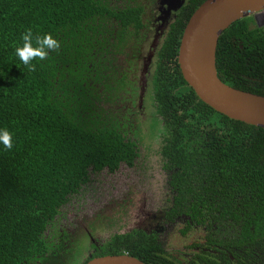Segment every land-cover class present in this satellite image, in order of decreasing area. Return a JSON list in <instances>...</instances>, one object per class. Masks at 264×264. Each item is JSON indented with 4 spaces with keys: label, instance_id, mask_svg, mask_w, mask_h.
Masks as SVG:
<instances>
[{
    "label": "trees",
    "instance_id": "trees-1",
    "mask_svg": "<svg viewBox=\"0 0 264 264\" xmlns=\"http://www.w3.org/2000/svg\"><path fill=\"white\" fill-rule=\"evenodd\" d=\"M205 1L187 0L176 12L151 58L148 100L162 124L159 154L171 190L164 215L205 227L200 245L207 250L199 260L190 251L197 245L190 227L180 253L192 258L190 264H217L210 247L224 246L215 240L221 235L231 238L233 245L224 248L241 262L256 252L252 248L264 251V129L217 112L184 79L182 36ZM145 15L143 0H0V129L13 133L11 150L0 144V264H86L121 254L146 264H178L158 236L144 230L84 251L78 233L59 224L92 174L134 167L139 158L136 132L123 121L121 106L131 96L135 101L141 70L128 73L119 64L145 45L143 31L151 26ZM27 29L50 33L61 44L47 59L33 61L34 72L15 55ZM216 61L225 84L264 96L263 28H250L249 18L233 23L220 37ZM249 222L258 236L245 250L250 243L238 225Z\"/></svg>",
    "mask_w": 264,
    "mask_h": 264
},
{
    "label": "rangeland",
    "instance_id": "rangeland-1",
    "mask_svg": "<svg viewBox=\"0 0 264 264\" xmlns=\"http://www.w3.org/2000/svg\"><path fill=\"white\" fill-rule=\"evenodd\" d=\"M186 2L187 0H184L183 3L180 2L181 5L171 6L167 0H143L147 12L146 20L151 23L150 28L144 29L142 35L145 38V45L141 49L145 56L143 63L146 60V64L152 57L150 46L157 45V49L160 47L167 28L176 18V12ZM145 64L143 73L139 75V84L144 92L147 91L146 102L151 93V86L147 87L150 75L147 76ZM142 106L143 109L136 108V118L133 117L137 129L134 137L138 142L140 154L135 166L123 165L116 173L104 170L92 174L91 182L71 198L59 217L62 227L78 233L82 243L84 239L86 244L84 247L80 244V247L85 248V251L91 243L105 244L113 236L123 235L135 229L168 236L165 243L171 253L177 254L182 246V238L171 235L162 221L171 199L168 173L162 167V157L159 154L162 124L159 117L156 118L155 106L151 105V102L148 103L149 108L145 104V113L143 103ZM87 255L88 253L84 252V257L81 258L85 259Z\"/></svg>",
    "mask_w": 264,
    "mask_h": 264
},
{
    "label": "water",
    "instance_id": "water-1",
    "mask_svg": "<svg viewBox=\"0 0 264 264\" xmlns=\"http://www.w3.org/2000/svg\"><path fill=\"white\" fill-rule=\"evenodd\" d=\"M180 2L184 0H167L171 6L181 5ZM263 11L264 0H206L189 19L178 56L184 79L204 103L233 120L262 129L264 96L225 84L218 76L216 54L224 31L233 23ZM86 264L146 263L129 254H121L92 258Z\"/></svg>",
    "mask_w": 264,
    "mask_h": 264
},
{
    "label": "flooded vegetation",
    "instance_id": "flooded-vegetation-1",
    "mask_svg": "<svg viewBox=\"0 0 264 264\" xmlns=\"http://www.w3.org/2000/svg\"><path fill=\"white\" fill-rule=\"evenodd\" d=\"M263 15H264V11L262 13L257 14V15L254 14V15L250 16L249 17L250 28H257L258 27V28L264 29ZM141 49H142V46H140L139 52H136L137 55L130 56L127 61L125 60L124 57L119 56L120 60L124 61V64H122L120 62L119 65H121L123 67L126 66V70L128 73L131 71V69H134V67L135 68L139 67V70H141L140 75H141V73H143L142 69L144 67L146 60L143 63L145 56L143 55ZM149 49L151 50V52H153L152 49H154V52H155L157 50V45L153 46V47L150 46ZM153 55H154V53L152 54V57H153ZM137 57H138L137 66H135ZM152 57H150V58H152ZM154 57H155V55H154ZM133 60L135 61L134 63H133ZM148 65H149V69L147 68L148 69L147 75H150V79H149V83H148L147 87L149 88L151 86L150 83H151V78L153 75V61L150 60L149 62H147L145 64V69ZM147 69H146V71H147ZM144 72H145V70H144ZM132 79H134V78L132 77ZM133 87L136 88L137 92H138L137 97L135 98V101H134L133 97L131 96V100L129 101V103L123 104L121 107L125 108L123 110L122 119L126 124H129L128 128L131 129L134 133L137 130L136 129V120H135L136 108L138 110L143 109V106H142V103H143L144 104V113H145V111H146L145 110V104L149 108L148 103L151 100L150 99L148 100V98L150 96V94H149L147 101L145 102V96H146L147 91H145V92L143 91L144 92L143 94L141 93V90H142L141 84H139V83L134 84ZM129 110H131L130 114L128 113ZM155 112H156V108H155ZM155 116L158 119V116L157 115H155ZM133 117H135V118H133ZM147 118H149V116ZM159 119H160V117H159ZM187 219H189V218L177 217V218H174V220H168L165 215L162 216L163 224H165L167 226V228L170 230V234L175 235V236H179L182 238V243H181L182 246H180L178 249L182 252L184 251V246L186 243V240L183 239V230H187L188 227L192 228L191 230H192V235L194 237L193 239H194V241H196L197 245L190 251L191 252L193 251V253H194L193 255H196V261H197V260H199L197 256L201 255L203 252H205V250H207V248H204L203 245H200V244H202L201 242L203 241V235H204L203 230H205V227L204 226L202 227L200 225L187 226L188 225ZM256 219H257L256 217H248V221H253ZM243 220H245V219H243ZM255 228H256V225L253 223H250V222L248 224L238 225L239 230H244L243 235L246 234L245 240L249 241V243H250V246H248V245L244 246L245 250L252 248L254 243L257 240L258 234L256 233ZM247 233H249V235H250L249 238H248ZM151 234H155L158 236L157 241L160 244V247L167 253V256H168L167 258H169L175 262H178V264H190L192 258H184V257H187L188 255H182V252L180 253V251L177 254H174V253H171V251L167 248L166 243H167L168 236H161L160 233H151ZM181 238H180V242H181ZM215 240H217L218 242L221 241L224 244V246H222L219 243H214L210 247V252L212 253L214 260L217 262V264H264V257H263L264 251H263V248L261 246L256 248V249L252 248V250H251L252 252L254 250H256V252L253 254L245 253L242 256V259L240 262V260L237 259L230 251H228L226 248H224L226 246L233 245V243L231 242V238H229L227 236L216 235ZM80 241H81V239H80ZM165 241H166V243H165ZM194 241H189V245L195 244ZM164 243H165V245H164ZM81 244L83 247L85 246L86 243H85L84 239H83V243L81 241ZM94 244L95 245H103V242L94 243ZM259 245H261V243H259ZM84 251H85V248H84ZM93 251L94 250H91L88 253L87 257H89ZM234 251H236V249H234Z\"/></svg>",
    "mask_w": 264,
    "mask_h": 264
},
{
    "label": "clouds",
    "instance_id": "clouds-1",
    "mask_svg": "<svg viewBox=\"0 0 264 264\" xmlns=\"http://www.w3.org/2000/svg\"><path fill=\"white\" fill-rule=\"evenodd\" d=\"M22 45L15 48V55L28 68L35 71L34 60L43 61L48 58L50 52H58L61 48L60 41L52 34L34 35L32 29H27L21 37ZM0 144L5 149L13 148V133L7 129H0Z\"/></svg>",
    "mask_w": 264,
    "mask_h": 264
}]
</instances>
